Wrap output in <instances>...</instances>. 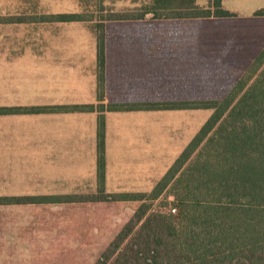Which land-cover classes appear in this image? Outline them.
I'll return each mask as SVG.
<instances>
[{
  "label": "rangeland",
  "instance_id": "rangeland-1",
  "mask_svg": "<svg viewBox=\"0 0 264 264\" xmlns=\"http://www.w3.org/2000/svg\"><path fill=\"white\" fill-rule=\"evenodd\" d=\"M211 4V0H0L1 20L27 21L16 26L0 24V43L10 35V42L16 38L20 44L40 43L42 52L44 43L68 42L82 46L79 53L88 61L101 34L104 43L149 39L155 45L152 52L164 59L166 55L179 57L182 45L192 44L197 53V89L193 85L187 93L180 84L172 89L159 85L162 90L157 86L150 102L222 100L264 49V16L257 14L264 8V0H223V7L232 13L226 18L156 19L151 13L140 20H112L139 16L152 8L165 16L196 13V9H185H206ZM58 14H78L85 21H41L46 15ZM185 30L192 35L185 36ZM162 45L170 46L165 54ZM75 50L78 54V48ZM99 94L98 86V98ZM187 96L191 98H184ZM98 104L100 101L94 105ZM212 114L211 109L152 112L150 121L144 120L145 140L146 125L150 127L149 145L113 149L109 168L112 186L108 189L105 181L106 193L150 195ZM131 159L136 162L129 163ZM47 182L40 179L18 191L33 193L29 196H59L68 190ZM90 185L88 178L87 194L97 193ZM148 203L151 212L179 215L171 190ZM141 205L140 201H108L0 207V264H95Z\"/></svg>",
  "mask_w": 264,
  "mask_h": 264
},
{
  "label": "trees",
  "instance_id": "trees-1",
  "mask_svg": "<svg viewBox=\"0 0 264 264\" xmlns=\"http://www.w3.org/2000/svg\"><path fill=\"white\" fill-rule=\"evenodd\" d=\"M196 13L147 10L112 20L226 18L223 0ZM264 16V8L257 12ZM111 20V19H110ZM42 22L85 21L78 14L46 15ZM0 19V24L26 23ZM100 104L0 107V115L98 113V192L86 195L0 197V206L140 201L133 218L95 264H264V49L227 97L210 101L105 104L103 34L98 35ZM213 110L212 116L150 194H108L106 112ZM171 190L178 217L151 212L148 200Z\"/></svg>",
  "mask_w": 264,
  "mask_h": 264
},
{
  "label": "crops",
  "instance_id": "crops-1",
  "mask_svg": "<svg viewBox=\"0 0 264 264\" xmlns=\"http://www.w3.org/2000/svg\"><path fill=\"white\" fill-rule=\"evenodd\" d=\"M184 35L192 34L185 30ZM7 36L6 42L0 43V107L98 103V43L88 61L79 53L82 46L44 43L46 50L40 52V43L20 44L16 38L10 42L13 38ZM161 47L166 48L165 54L170 46ZM104 48L105 104L150 103L151 93L159 85L172 89L180 84L187 93L193 85L197 89V53L192 44L182 45V54L175 59L169 55L158 58L149 39L143 43L105 40ZM152 112L158 111L105 113L108 189L112 186L109 168L113 149L149 145L150 127L146 125L145 140L144 120L150 121ZM134 162L131 159L129 163ZM88 178L90 186L98 189V113L0 115V197L29 196L31 192L18 190L40 179L68 189L59 192L61 195L87 194ZM15 206L35 205L0 207Z\"/></svg>",
  "mask_w": 264,
  "mask_h": 264
}]
</instances>
